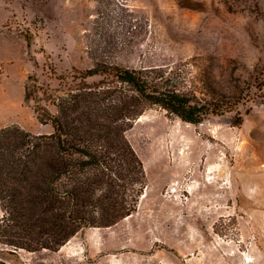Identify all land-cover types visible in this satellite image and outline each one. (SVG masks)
<instances>
[{
	"label": "rangeland",
	"instance_id": "1",
	"mask_svg": "<svg viewBox=\"0 0 264 264\" xmlns=\"http://www.w3.org/2000/svg\"><path fill=\"white\" fill-rule=\"evenodd\" d=\"M110 65L152 69L220 110L195 123L148 104L125 132L145 171L136 210L57 250L0 240V258L264 264V0H0V129L52 133L35 105L57 114L81 75Z\"/></svg>",
	"mask_w": 264,
	"mask_h": 264
},
{
	"label": "trees",
	"instance_id": "2",
	"mask_svg": "<svg viewBox=\"0 0 264 264\" xmlns=\"http://www.w3.org/2000/svg\"><path fill=\"white\" fill-rule=\"evenodd\" d=\"M95 75L100 79L87 81ZM163 78L152 69L97 66L81 75L70 99L58 102L57 114L35 105L52 133L32 134L16 125L0 129L2 242L57 250L81 229L116 224L136 210L146 184L143 162L125 135L130 121L148 104L195 123L220 110ZM33 79L26 83V100ZM0 264L7 263L0 258Z\"/></svg>",
	"mask_w": 264,
	"mask_h": 264
},
{
	"label": "crops",
	"instance_id": "3",
	"mask_svg": "<svg viewBox=\"0 0 264 264\" xmlns=\"http://www.w3.org/2000/svg\"><path fill=\"white\" fill-rule=\"evenodd\" d=\"M143 196H146V193H144ZM143 196H142V197H143Z\"/></svg>",
	"mask_w": 264,
	"mask_h": 264
},
{
	"label": "bare ground",
	"instance_id": "4",
	"mask_svg": "<svg viewBox=\"0 0 264 264\" xmlns=\"http://www.w3.org/2000/svg\"><path fill=\"white\" fill-rule=\"evenodd\" d=\"M142 119V118H141Z\"/></svg>",
	"mask_w": 264,
	"mask_h": 264
}]
</instances>
